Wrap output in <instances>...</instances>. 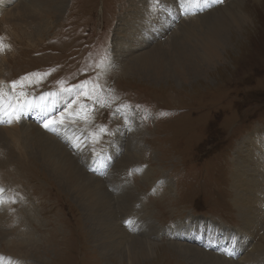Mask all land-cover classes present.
<instances>
[{
	"label": "rangeland",
	"instance_id": "1",
	"mask_svg": "<svg viewBox=\"0 0 264 264\" xmlns=\"http://www.w3.org/2000/svg\"><path fill=\"white\" fill-rule=\"evenodd\" d=\"M147 1L65 0L60 12L50 15L49 20L42 24L40 36L43 37H39L30 20L19 18L24 11L17 9V6L26 0H0V115L9 109V92L12 95L24 93L35 98L40 93L64 89L60 93L66 97L69 94L65 88L71 90L75 87L72 92L81 96L76 113L80 114L84 126L78 127L77 132L75 126L58 123L54 128H61V134L55 129L50 132V129L43 128L41 131L49 132L65 152L64 144H67L69 134L74 143L85 145L83 166L80 162L84 156L73 159L68 153V157L78 170L82 169L87 175L100 179L99 185L112 198L116 226L107 234L110 241L113 239L110 235L116 234V227L120 225L129 238L134 236L140 239L139 234L145 233L146 227L145 224L141 226L139 218L144 217L155 226L145 240L154 245V255L133 264H194L176 252L174 246L183 243L200 248L196 244L171 239L168 234H175L172 231L175 225L185 228L197 222L214 227L215 232L223 233L225 237L237 235V231L245 226L232 205L231 175L237 164L242 166L237 156L241 154L244 160L251 141L264 146V0H231L228 4L225 1L207 12L195 11L192 7L196 5L195 0H185L181 6H178L179 1L173 0L174 11H179L169 21L167 27H172L167 35L158 31L145 45L138 41L135 43L153 48L167 38L171 40L170 33L182 21L192 16L202 19L205 15H212L218 18L216 11L219 9L241 11L246 19L222 35L226 42L218 50V60H205L203 56L194 54L189 65L184 67L182 76L173 74L172 71H177L171 70V67L165 68L159 81L152 76L146 77L150 80L142 79L143 76L126 77L123 74L126 62L122 68L117 62L119 54L133 47V37L137 38L140 34L138 29L132 30L135 23L131 25L130 17L135 7L142 8ZM162 1L150 0L148 3L151 5L152 2L157 11L166 7ZM28 5L31 6L30 3ZM164 16L149 17L146 29L151 26L159 28L163 25L159 21ZM122 19L125 27L120 23ZM16 20H19L18 23ZM137 20L140 19L136 18L134 22ZM184 24L188 25L185 21ZM200 30L198 28L194 42L197 38L201 40L203 34ZM33 31L35 36H28ZM120 31H126L127 35L120 36ZM196 46L202 55L203 51L199 45ZM2 84L7 90L1 87ZM89 94L90 98L85 99ZM58 97L54 98L55 106L59 105ZM74 103L78 104V100ZM66 105L62 101L61 106ZM152 111L157 112L154 119ZM62 112L65 114L66 110L61 109L58 114ZM20 117L22 127L15 124L20 130V141H0V184L10 186L13 181L8 180L15 175L18 183L22 180L26 185L31 192L26 194L31 198L27 203L33 208L30 224L34 227L30 229L29 240L25 239L24 242L20 239L18 242L13 236L15 242L9 245L10 233L16 235L14 221L18 210L5 211L3 207L8 195H0V208L3 206L0 216L3 215L7 221L4 225L0 224V264H14L11 261L16 264H127L128 260L123 257L120 263L102 252L95 237L99 232L94 224L85 220L83 209L33 158L24 128L29 125L41 127L40 121ZM6 127L10 125H0L3 131ZM13 128L12 125V130L8 129L9 133H14ZM128 138L136 143L140 151L135 162H119L123 155V143L126 144ZM4 141L9 144H4ZM257 143L254 144L259 145ZM9 151L14 153V160L6 162ZM105 152L109 153V159L113 158L116 171L123 169L119 187L117 183L104 182L103 179H108L110 173L100 178L87 172L89 158L92 160ZM225 157L226 164L223 166ZM109 159L105 161L106 166ZM220 165L221 168L217 169ZM211 174V181H206ZM254 177L264 182L263 178ZM155 188L159 191L149 195ZM2 197L5 199L2 200ZM132 207V215L135 216L131 218L138 224L137 233L133 234L123 227L124 220L118 225L121 218L126 220L129 217ZM123 210L126 215H119ZM164 219L169 221L161 222ZM110 220L111 229L113 219ZM256 225L259 226L254 232L247 227V237L244 236L242 242L261 246L263 258L258 260L264 261V242L261 239L264 223L261 225L257 222ZM187 229L182 234L190 231ZM176 233L181 235V232ZM117 242L113 240V244ZM236 247L243 249L242 244ZM205 253L220 258L211 252ZM222 258V262L229 261ZM232 260L235 261V258L232 257Z\"/></svg>",
	"mask_w": 264,
	"mask_h": 264
},
{
	"label": "bare ground",
	"instance_id": "2",
	"mask_svg": "<svg viewBox=\"0 0 264 264\" xmlns=\"http://www.w3.org/2000/svg\"><path fill=\"white\" fill-rule=\"evenodd\" d=\"M148 1L144 2L142 8L138 7L139 8L138 9L137 7H135V12L130 17L131 18L130 22H131V25L135 23L134 25L135 28L132 30L135 31V29H138L140 34L137 38L133 37L134 38L133 47H130L126 51H122L119 54V57L117 60V62L120 63L121 68H122V65L126 62L123 68V74H125L126 77L138 76L142 78L143 76L142 79L145 78V80H150L149 78H146V77L152 76L157 81H159L158 78H160L161 74L165 72V68L169 69L170 67H171V70L175 69V71H177V72L172 71L173 74L182 76L185 70L184 67H187L189 65L188 63L192 60V56L194 54H196L197 56H203L205 60H208L210 58H214L213 60H218L219 59L218 50L220 51V48L223 46L224 42H226V38L223 41L222 35H225L227 30L229 29L232 30L235 27H238L241 23V20L243 22L246 19L245 18L246 16H244L245 14H242L241 11L235 12L229 8L225 10L219 9L218 11H216V15L218 18H214L212 15L210 16L205 15L202 19L200 17L192 16L190 17V19L184 20L186 24L188 25H185L184 21H182L179 25H176V28L174 27L175 29L170 33L171 40L167 38V40H165L163 43L157 44L153 48H145L142 45L143 44L145 45L148 41L152 40L158 31L163 32L165 36L167 35L168 30H170V27H172L171 25L168 29L167 26L169 24V21L171 20L172 16L175 15L179 11L178 9H175L174 11L173 0H163L162 1L164 2L163 6H166V7L161 8L160 10H157V11H155L156 9L154 8V6H152V2L150 5ZM177 1L181 3V2H184L185 0H177ZM64 2L65 0H31V1L29 0V2L28 0H26L24 4H19V5L17 4L18 5L17 9L24 11L23 15L21 17L19 16V18L30 20L31 26L36 27V31L39 37H43V35L40 36V31L41 33L43 32L42 24L46 20H49L48 17L50 15L56 14L57 12L59 13L64 5ZM29 3L31 6L29 5L28 6L31 9L27 7V4ZM146 3L147 5L145 6ZM1 4L2 2H0V5ZM137 5L138 4H136V6ZM154 5H155V2H154ZM159 14L161 15L165 14V16L159 21V24L163 22V25H160L159 28L158 27L154 28L153 26H151L146 29L145 24L148 23V18L150 17L152 19L153 17H156ZM35 15H37L36 19H34ZM136 18H139L140 20H137L134 22V19ZM120 23L121 25L124 26L125 25L124 19L120 20ZM22 24L25 25L24 23ZM121 25L119 27L120 29L122 28ZM198 28L201 29L200 31H202L203 35L200 41L197 40L198 39L197 38L195 39V42H194L195 35L196 33H198L197 32ZM22 33L23 32H21V34ZM125 33L126 31H124V33L122 31L118 32L120 36L121 34L123 36V34ZM28 36H32V37L35 36L34 31L31 33V35H28ZM172 40L173 41L175 40V41L170 42ZM219 40H222V41L220 42ZM135 41H138L142 45H138L137 43H135ZM195 43L199 45V48L203 51L202 55H200V51L198 50V47L196 46ZM133 50H136V51H133ZM193 50H195V52L191 54ZM117 52L119 51H116V53ZM168 57H170V60H168ZM1 87L4 88V85L2 84ZM24 95L25 94H20L16 96V98L19 101V104L24 100L23 99ZM56 97H58L57 102L59 103V105L56 104L55 106L56 101L54 98ZM63 98L66 99V97H64V95L61 94L60 92H57V91L46 92V94L43 97V100L45 102L44 111L55 110L56 108L61 106L62 101L67 103V100H64ZM5 99L6 97H4V100ZM80 99H81V96L79 93L75 98V101L78 100V104L74 103L75 102L74 101L73 105L66 111V113L70 112V114L71 112H73L72 116L70 115V117H67L65 119L63 117L62 119V123L64 125H67L69 127L75 126V129L77 132H78L77 130L78 127L84 126L83 120L80 114L76 113L77 111H79L78 105H79ZM54 106L55 108L53 109ZM7 108H8V105H7ZM16 112H19L18 114L19 117L20 116L24 117L22 112L18 108V106L14 108V113ZM27 115L31 116V113ZM79 116H80V119H78ZM15 124H17L19 128L22 127V124L19 123L18 121L13 122L14 133H9L10 130H12V126L5 128V131H7V133L3 131L4 129L0 128V141L2 139H5V140L7 139L12 142L15 140V143H18V141H20V135H19L20 130H18L15 127ZM24 129L26 131V137L29 140L28 142V145L30 148L29 150L33 158L36 161H38V163L48 173H50L52 177L56 179V182L60 186L66 189V191L72 196L76 204L80 206L81 210L83 209L82 211H83L85 220L94 224L95 230L99 232L98 234L95 235V237L97 238V241L99 242V246L102 249L103 253L107 254V256L110 257L111 259L115 258L117 262H120V263L122 261L121 257H123L126 260H128L127 264H133L137 262L138 260H146L150 258L152 255H154L153 254L154 245L146 242L145 240L149 236V231H153L152 227H155V226H153L154 224L153 225L150 224L149 220H145L144 217L143 219L139 218V221L141 222L140 223L141 226L144 227V224H145V227H146L145 233L139 234L140 239H137L132 235H131L132 237L129 238L126 232L124 231V229L121 227V225L118 227L119 229L116 227V234L110 235V237H113L112 241H110V239L108 238L107 234L111 233L113 228L116 226L115 220H114L116 218V214H115V206H114L113 200L110 197V195L107 193V191L103 188V186L99 185L100 179L98 180V179L93 178L94 176L91 177L87 175V173L82 169L78 170L77 167L73 164L72 159L68 157L69 156L68 153L73 159L80 155L85 157L86 151L83 148L85 147L84 144L79 143V142L74 143L71 140L72 135L69 134L68 138H69V141L71 142V143L69 142V144L72 147L68 146L67 144H64V148H66L67 150V152H65L59 146V143L56 141V139L48 134L49 132L45 133L41 131V128L37 127L36 125L34 127L33 125H29L28 127ZM254 143H257V142L251 141L249 143L250 146H249L248 152L246 153V157L244 158V160L241 158V154H238L237 157L239 158L240 160L239 163L242 166H238L239 164H237L235 167L236 169L234 168L235 172L233 169L234 173L232 172L233 174L231 175L232 177L231 178V188L233 189V194H234V200H233L232 205L233 207L234 206L236 207L237 211L239 212V216L242 218L245 224V226L243 225L242 229L237 231V233L241 235V240H243L244 236L247 237L248 228L252 230V232H254L257 229V226H259V225H256L257 222L261 225H263L264 223V182H261L260 179H257V177H254V176H258V177L263 178L264 180V164L262 162V159H263L262 148H264V146H262L259 143H257L259 145H255ZM4 144H6L5 141H4ZM7 144H9V142ZM257 147H260V148H257ZM122 151H123V155L121 154L122 156H120L121 160L119 162L121 161L135 162L136 156L139 153L140 149L139 147H136L135 142L132 143L130 141V138H128L126 144L123 143ZM11 152L9 151L7 153L8 159L5 158L6 162L11 159L14 160V158H12L14 156V153H11ZM84 157L82 158L80 162V165L82 166H83L82 162L86 158ZM112 159H109L108 165H107L111 169L110 172H108L110 173V176H108L109 177L108 179H103V180L105 183H110V182L117 183V186L119 187L120 182H121V179H119V177L123 169H121L120 171H116V168H115L116 165H114V161L112 162ZM252 176L254 178H252ZM9 181H13V184H11L10 186H5L3 184H0V195H8L6 198V202L3 201L5 202V207L2 206L5 211L9 209L18 210L16 212L18 215L16 216L15 221H14V226L16 227V231H15L16 235L15 233H10L11 236L9 237L10 241L8 243L9 245H11L13 244V242H15L13 236H15V239L18 242L20 239H23L24 242H25V239H28V240L30 239V236H31L30 229L34 227L33 225L30 224V219L33 217L34 214H32V211H31L33 208L27 203L29 199L31 198L28 197V195L26 194L27 192H29L27 190L26 185L22 182V180L18 183V180L15 175L10 177L8 182ZM3 189L5 190L4 192L5 194L3 193ZM9 195H11V197ZM3 198L5 199V197H2L1 199L3 200ZM127 198H130V197H127ZM2 207L0 208V213H1V210H3ZM133 207H132V212L130 215L134 213ZM27 209L29 213H27ZM119 215H122V216L126 215L125 210L119 213ZM130 215L128 218L132 217ZM0 217L2 218L0 224L4 225L5 223H7V221L4 220L5 218L3 217V215H1ZM111 218L113 219V221L111 223V229H110V221H111L110 219ZM123 220H125V218L123 219L121 218L120 223H118V225L121 224ZM117 221H119V219ZM261 232H262L261 239L264 242V228L263 227L261 228ZM248 236L251 237L252 235L249 233ZM232 237L238 239L237 235H233ZM113 240L118 241L117 243L119 244L117 243L113 244ZM174 249L181 256L189 259L194 264H254L255 262L264 264V261L258 260V259L263 258L262 247L256 244L255 245L248 244L247 249L243 250L241 255H236L233 250L231 258L234 257L235 261H233L232 259H225V260H229L225 262L221 261L220 258L222 257L217 259V257L213 256L212 254L205 253L202 250L196 247H193V246H188L187 244L177 243L175 244ZM11 262L16 264L14 261H11ZM235 262H238V263H235Z\"/></svg>",
	"mask_w": 264,
	"mask_h": 264
},
{
	"label": "snow or ice",
	"instance_id": "3",
	"mask_svg": "<svg viewBox=\"0 0 264 264\" xmlns=\"http://www.w3.org/2000/svg\"><path fill=\"white\" fill-rule=\"evenodd\" d=\"M70 91V90H69ZM90 98V94L88 96H85V99H89ZM64 117V113L62 112L60 114L59 117L57 118H52V117H49V118H46L43 123H42V127L47 130L49 129L50 126H53V125H56L60 122H62V119ZM103 131V130H102Z\"/></svg>",
	"mask_w": 264,
	"mask_h": 264
}]
</instances>
